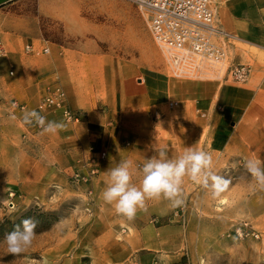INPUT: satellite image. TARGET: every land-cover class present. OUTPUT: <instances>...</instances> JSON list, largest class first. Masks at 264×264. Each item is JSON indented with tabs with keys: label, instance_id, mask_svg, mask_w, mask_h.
<instances>
[{
	"label": "crops",
	"instance_id": "crops-1",
	"mask_svg": "<svg viewBox=\"0 0 264 264\" xmlns=\"http://www.w3.org/2000/svg\"><path fill=\"white\" fill-rule=\"evenodd\" d=\"M212 1L218 24L229 37L230 58L251 66L245 83L173 77L158 67L162 55L154 45L151 55L139 48L136 61L121 55L127 47L107 50L104 44L118 34V25L108 18L119 23L136 15L131 0H0V40L6 51L0 56V180L27 190L49 186L74 159H86L88 146L95 143L107 151L92 184L98 207L115 215L101 198L108 169L131 159L138 181L137 165L156 155L154 147H166L170 159L193 147L212 157L214 174L233 169L229 177H242L215 198L210 189L185 177L182 198L188 210L211 213L212 220L230 211L245 212L264 226V187L244 167L246 159L264 161V0ZM57 25L63 36L73 39L71 47L50 42V54L24 52L25 43L48 45L43 34ZM151 56L154 61L147 63ZM55 81L82 119L67 123L50 112L46 121L63 123L64 129L29 134L23 112L11 103L34 110ZM172 209L167 199L147 200L146 210L133 219L123 216L131 231H125L122 242L112 239L114 225L102 222L108 231L96 237L97 243L119 245L124 258L133 252H143L147 260L159 258L166 250L162 245L173 244L160 235L169 226L155 228L150 220L153 215L165 218Z\"/></svg>",
	"mask_w": 264,
	"mask_h": 264
},
{
	"label": "rangeland",
	"instance_id": "rangeland-1",
	"mask_svg": "<svg viewBox=\"0 0 264 264\" xmlns=\"http://www.w3.org/2000/svg\"><path fill=\"white\" fill-rule=\"evenodd\" d=\"M108 21L112 25H118V34L112 41L104 44L107 50H115L120 45L127 47L125 53L120 52L121 55L135 61L139 58L141 49L147 50L151 55L154 45L160 51L149 32L147 19L138 9L136 15L127 22L117 23L115 17H109ZM43 37L49 46L50 42L69 47L73 43L72 38L62 35V29L58 25L44 32ZM160 53L162 56L158 67L173 76L165 56L161 51ZM153 61L151 56L147 63ZM28 131L29 134L37 133L30 128ZM90 145L103 148L95 143ZM88 156L87 154V158ZM87 158L74 159L64 172L65 175L62 173L60 179L54 180L49 186L41 187L39 184L34 189L27 190L23 184L15 186L14 182L0 180V217L4 218L0 223V264H264V226L249 213L230 211L222 214L221 218L212 220L211 213L189 211L186 201L173 207L165 218L153 215L150 220L155 228L168 225L160 235L174 244L166 242V245H162L169 251L163 250L159 258L154 256L147 260L143 252H133L124 258L119 245L111 242L97 243L96 237L103 236L108 231L104 230L102 222L114 225L110 228V234L114 233V242H122L125 231L131 230L126 228L123 216L105 214L98 207V192L92 184L100 173L101 165L95 177L88 181L75 180L73 175L77 173L76 170L83 173L87 168L82 167L77 160L83 162ZM232 170L220 175L230 181L227 187L235 183V177H242L241 174L229 177ZM242 190L247 191L249 188ZM226 199L224 197L223 201L226 202ZM199 201L200 198L196 200ZM196 207L197 204H194V209ZM97 211L102 216H98ZM25 219L36 221L37 235L24 253L8 254L3 239L16 226L22 228V221ZM262 220L264 221V216ZM11 223H16L13 229ZM106 238L111 241L109 236ZM164 252L172 255L173 259L164 257Z\"/></svg>",
	"mask_w": 264,
	"mask_h": 264
},
{
	"label": "built area",
	"instance_id": "built-area-1",
	"mask_svg": "<svg viewBox=\"0 0 264 264\" xmlns=\"http://www.w3.org/2000/svg\"><path fill=\"white\" fill-rule=\"evenodd\" d=\"M138 11L147 19V27L152 39L165 56L170 72L178 78L221 79L242 84L247 82L251 66L235 62L228 53L229 37L219 26L216 6L212 0H131ZM28 54H50L47 44L37 46L25 43ZM6 53L0 40V56ZM14 109L24 112L23 104ZM40 115L57 113L64 122L75 123L82 119L78 110L68 107L66 94L57 82L48 85L34 109ZM30 111V110H29ZM28 127L33 132L42 131L35 122ZM86 161L77 160L83 173H75L76 181H88L99 173L101 162L107 152L96 145L88 147ZM141 167L142 165H138ZM241 234V231L238 232Z\"/></svg>",
	"mask_w": 264,
	"mask_h": 264
},
{
	"label": "clouds",
	"instance_id": "clouds-1",
	"mask_svg": "<svg viewBox=\"0 0 264 264\" xmlns=\"http://www.w3.org/2000/svg\"><path fill=\"white\" fill-rule=\"evenodd\" d=\"M16 107L15 104L12 105ZM15 119V116L12 117ZM23 123L35 122L43 133L56 134L64 129V124L46 121L36 110H24ZM156 155L146 158L139 168V179L134 181V162L121 160L105 174V187L101 193L102 200L114 207L115 212L128 219H133L140 210H146L147 200L167 199L172 206L183 203L182 185L185 177L211 190L212 196L218 197L230 181L212 171V157L203 150L187 147L175 159L167 155L166 147L155 148ZM244 167L261 187H264V161L246 159ZM0 217V223L3 222ZM36 221L25 219L22 228L18 225L7 233L3 239L8 254L24 253L33 243L37 233Z\"/></svg>",
	"mask_w": 264,
	"mask_h": 264
},
{
	"label": "trees",
	"instance_id": "trees-1",
	"mask_svg": "<svg viewBox=\"0 0 264 264\" xmlns=\"http://www.w3.org/2000/svg\"><path fill=\"white\" fill-rule=\"evenodd\" d=\"M10 226L12 227V229L16 226V223H11Z\"/></svg>",
	"mask_w": 264,
	"mask_h": 264
},
{
	"label": "bare ground",
	"instance_id": "bare-ground-1",
	"mask_svg": "<svg viewBox=\"0 0 264 264\" xmlns=\"http://www.w3.org/2000/svg\"><path fill=\"white\" fill-rule=\"evenodd\" d=\"M59 83V82H58ZM60 84V83H59ZM61 85V84H60ZM66 102H67V99H66ZM68 105V104H67ZM69 107V106H68Z\"/></svg>",
	"mask_w": 264,
	"mask_h": 264
}]
</instances>
